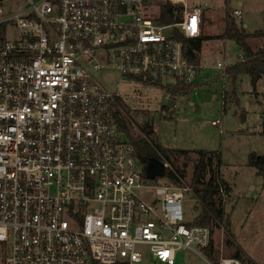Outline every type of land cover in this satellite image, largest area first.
Wrapping results in <instances>:
<instances>
[{
    "label": "built area",
    "instance_id": "2783aa9c",
    "mask_svg": "<svg viewBox=\"0 0 264 264\" xmlns=\"http://www.w3.org/2000/svg\"><path fill=\"white\" fill-rule=\"evenodd\" d=\"M12 1L0 0V264H136L142 249L161 264H176L181 250L204 264H244L205 255L212 229L186 221L193 191L181 173L163 161L176 181L149 185L121 125L139 109L115 89L158 88L168 104L178 99L169 89L194 87L201 65L184 56L175 32L200 37L202 8ZM167 3L182 7L179 22H161Z\"/></svg>",
    "mask_w": 264,
    "mask_h": 264
},
{
    "label": "rangeland",
    "instance_id": "374dc122",
    "mask_svg": "<svg viewBox=\"0 0 264 264\" xmlns=\"http://www.w3.org/2000/svg\"><path fill=\"white\" fill-rule=\"evenodd\" d=\"M226 1L189 0V3L201 7L207 4V10L211 8L216 12L218 18L215 20L217 27L214 35L221 36L227 12L232 14L239 8L240 2L242 7L239 9L243 14L236 18L238 27L243 28L244 21L252 32L264 27V0H230L228 10ZM21 5L22 0H13L8 7L18 8ZM259 32L264 33V28ZM247 41L253 50L264 47V38L259 35L254 34ZM210 44L211 47H203L204 71L192 93L178 97L176 106L172 108L167 107L166 96L158 88L134 84L115 87L128 96V102L133 107L139 109L126 111L122 120L130 137L143 135L145 123L151 124L154 134L149 137L148 143L153 147L158 145L168 153L173 151L169 154L171 156L179 150L190 151L178 158L176 166L184 172L188 184L198 159L196 151L220 153V166L214 160L212 168L217 169L226 182L219 197L230 233L226 231V224L214 228L215 258L239 255L235 259L244 264H264V177L248 165L251 153L264 154V135L261 134L264 78L257 86L258 94L254 92L247 75L241 79L240 76L236 85H232L216 65L219 61L226 66L232 65L241 61L243 53L234 40ZM213 122H219V125H213ZM210 173L209 170L208 177ZM170 180V176L165 174L147 181L149 185H154L155 181L165 184ZM142 196L148 201L153 200V193ZM183 209L189 223L200 212L193 195L185 196ZM141 251L145 254L144 261L136 264H161L145 249ZM176 264L204 263L191 251L181 250L177 252Z\"/></svg>",
    "mask_w": 264,
    "mask_h": 264
},
{
    "label": "trees",
    "instance_id": "16d2710c",
    "mask_svg": "<svg viewBox=\"0 0 264 264\" xmlns=\"http://www.w3.org/2000/svg\"><path fill=\"white\" fill-rule=\"evenodd\" d=\"M227 10L229 9V3H225ZM227 22L226 29L224 33L219 37L221 39L234 40L243 53V60L238 61L232 65H229L225 69V74L228 76L232 85H236L240 76L248 75L251 80V85L256 91L258 82L264 76V47L260 49L253 50L248 44V34L243 28H239L236 22V18L227 12ZM182 18V7L173 6L170 4H165L162 7L161 22L164 24L177 23ZM257 35L264 37L263 32H258ZM175 37L183 45V54L188 59V61L196 66L200 65L199 52L201 50L202 41L201 37L197 38H186L181 32L176 31ZM194 87H176L171 88L169 91L173 93V97L186 96L192 93ZM167 108V107H164ZM261 134L264 135V98L263 107L261 112ZM122 127L127 130V127L123 122H121ZM144 134L147 138L143 136H131V141L141 157L146 158H156L161 161L167 162L172 168H175L181 175L185 178V174L179 168H177L178 158L181 155L188 154L187 150H179L176 153L169 155L165 149L160 146H151L147 140L154 134V128L151 124L145 123L143 128ZM198 156L197 162L194 166V172L190 179V186L192 187L193 196L196 199L198 206L200 207L199 214L194 218L193 224H198L202 226H208L212 229L214 233V228L220 226L221 224H226V231L229 232V222L224 217L222 210V199L219 197L220 188L226 185V182L221 177L219 171L212 168L214 160H217V165L221 164L220 153H212L208 151H196ZM248 165L250 167L256 168L258 172L264 177V154L251 153L249 155ZM211 171L208 177V171ZM173 181H176L173 173L168 168L166 173ZM205 255L210 260H215V242L211 241L210 246L204 250ZM234 258H239V255H235Z\"/></svg>",
    "mask_w": 264,
    "mask_h": 264
},
{
    "label": "crops",
    "instance_id": "0c3cea01",
    "mask_svg": "<svg viewBox=\"0 0 264 264\" xmlns=\"http://www.w3.org/2000/svg\"><path fill=\"white\" fill-rule=\"evenodd\" d=\"M229 2H230V0H228ZM213 2L214 3H218L219 2V0H213ZM206 6L205 7H201L202 8V22H201V28H202V33H201V35H200V37L201 38H203L204 40L202 41V45H201V50H200V52H199V57H200V65H201V71H200V73L201 74H203V71H204V67H203V57H202V50H203V47H211V44L210 43H212V42H217V41H221V40H226V39H221V38H219L220 37V35L218 34V35H214V32L216 31V27H217V24L215 23V20L218 18L217 17V14H216V12L215 11H213V9H211V8H209L208 10H207V4H205ZM242 7V2H240L239 3V8H241ZM238 8V9H239ZM243 14V13H242ZM237 20V19H236ZM224 28V30H223V32L221 33V35L224 33V31H225V29H226V25L223 27ZM243 28L246 30V32H247V34H248V38L250 37V36H254V34L255 35H257V33L259 32V31H261L263 28H260V29H258V30H255L254 32H252V31H249V24L246 22V21H244L243 22ZM214 36H217V37H214ZM262 38H264V37H262ZM241 56H243L242 54H241ZM241 56H240V58H241ZM234 64V63H233ZM225 65V64H224ZM217 66V65H216ZM226 66V65H225ZM218 68V67H217ZM219 69V68H218ZM219 71L221 72V74H222V70L221 69H219ZM201 74H200V76H201ZM223 76H225V77H228L226 74H222ZM248 76V75H247ZM243 76H241L240 77V79L242 78ZM202 78V77H201ZM264 78V76L262 77V79ZM261 79V80H262ZM206 80V79H205ZM260 80V81H261ZM260 81L258 82V84L260 83ZM258 84H257V86H258ZM255 93H257L258 94V92H257V88H256V91H255ZM176 103H177V101H176ZM262 112V111H261Z\"/></svg>",
    "mask_w": 264,
    "mask_h": 264
},
{
    "label": "water",
    "instance_id": "95a60500",
    "mask_svg": "<svg viewBox=\"0 0 264 264\" xmlns=\"http://www.w3.org/2000/svg\"><path fill=\"white\" fill-rule=\"evenodd\" d=\"M174 106H176L175 100H171L167 105L168 108H172ZM140 158H141L142 163L146 164L145 171H146V176L148 179L155 180L158 177L165 176L166 167L163 161L156 159V158H150L147 160L146 158L141 157V156Z\"/></svg>",
    "mask_w": 264,
    "mask_h": 264
},
{
    "label": "flooded vegetation",
    "instance_id": "af4514ba",
    "mask_svg": "<svg viewBox=\"0 0 264 264\" xmlns=\"http://www.w3.org/2000/svg\"><path fill=\"white\" fill-rule=\"evenodd\" d=\"M144 169H146V164H143Z\"/></svg>",
    "mask_w": 264,
    "mask_h": 264
}]
</instances>
